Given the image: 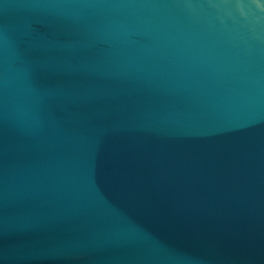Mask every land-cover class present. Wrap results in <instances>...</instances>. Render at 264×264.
I'll return each mask as SVG.
<instances>
[{"label": "water", "instance_id": "obj_1", "mask_svg": "<svg viewBox=\"0 0 264 264\" xmlns=\"http://www.w3.org/2000/svg\"><path fill=\"white\" fill-rule=\"evenodd\" d=\"M0 264H264V0H0Z\"/></svg>", "mask_w": 264, "mask_h": 264}]
</instances>
